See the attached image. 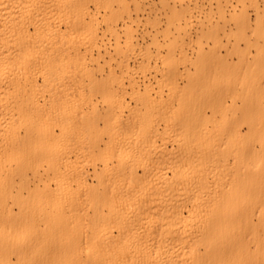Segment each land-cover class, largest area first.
I'll return each mask as SVG.
<instances>
[{
	"label": "bare ground",
	"instance_id": "obj_1",
	"mask_svg": "<svg viewBox=\"0 0 264 264\" xmlns=\"http://www.w3.org/2000/svg\"><path fill=\"white\" fill-rule=\"evenodd\" d=\"M152 14L147 0H0V264H264V95L229 85L261 68L260 13L234 24L238 70L202 82L187 65L229 67L219 23L193 61L200 14L163 28Z\"/></svg>",
	"mask_w": 264,
	"mask_h": 264
},
{
	"label": "rangeland",
	"instance_id": "obj_2",
	"mask_svg": "<svg viewBox=\"0 0 264 264\" xmlns=\"http://www.w3.org/2000/svg\"><path fill=\"white\" fill-rule=\"evenodd\" d=\"M129 1V0H128ZM244 3L242 4L241 0H197V3L195 4L194 1L190 2V0H180V3H174L172 0H165L163 4H160L158 0H147V5H153L155 6L156 10L159 12L158 15L152 14L150 16V19L153 20L155 18V22L158 24L157 27L163 28L164 23L166 21V18L171 16L172 14H175L177 12H182L185 8H189L195 12V14H200L201 20H203V23L205 24L203 28L201 27H193L190 30V40L187 39L186 42H188L190 45L187 47L186 52L189 57H191L194 61V59L197 56V53L200 51H203L204 53L208 52V48L211 46L212 40L211 38L208 37L207 32L209 31L208 28L209 25L207 26V19H209L212 23H219V28H222V30L219 31L217 40L221 43V46L215 50V54L221 58H223L224 62H226L229 67L227 66H216L212 65L210 62H208L204 68L201 67L199 69V73H197L196 70L200 68V66L196 64H190L187 65V71H189L192 79L196 81H201L204 76V73L207 72H216V73H227L228 71L234 72L237 71L238 68H236L234 65L236 64V56L233 51V47H236L238 44L235 40V38L232 36L236 30L234 28V24L236 21L240 20L241 14H243L244 17L249 21L250 24H254L255 19H256V14H257V9L260 13L259 20L263 23L264 25V0H255V5H251L249 2H246L245 0L243 1ZM130 7V13L132 16H134V12L132 11V4L129 3ZM92 8V5L90 6ZM204 16H209L206 19H203ZM219 16L221 18H219ZM141 19H144L147 17V15H144L143 17L140 16ZM126 23L125 18H118L116 20V28L117 32L119 33V36L121 37V42H123V34H122V29L124 28ZM206 26V27H205ZM99 27L101 28V31L104 29V26L102 23H100ZM140 30L143 31V36L138 37L137 36V43L138 46L141 47H148L150 51L152 52L153 49L149 47V38L153 36L154 31L152 28L148 25L143 26L140 28ZM226 33V34H223ZM229 34L228 36H226ZM149 36V38L147 37ZM143 38V39H142ZM136 43V42H135ZM134 43V44H135ZM240 48L244 49V45L240 43ZM246 53V58L248 59L249 63H251L253 51L250 48L244 49ZM110 54L112 53L111 48L109 49ZM161 55L165 57L164 51H162ZM129 67L134 69L135 71H138V67L134 60L132 58H129ZM261 68L256 72V75L254 77V82L251 85L244 86L243 87L238 84L230 82L229 85L231 91H235L237 93H240L243 91V88H246L245 90H249L252 93L256 94H262L264 95V51L262 53V60L260 62ZM166 66V64H165ZM198 67V68H197ZM179 70L182 71V67L178 66ZM243 73L246 74V72L249 70L248 66H244L243 68L240 69ZM139 72V71H138ZM194 75V77H193ZM154 84V83H153ZM152 86L146 84H140L139 86V91H138V96L141 101H149L154 97V85ZM232 85V86H231ZM236 106L237 108L241 105V99H235ZM205 98L201 97L200 98V103H202V106L204 107L205 103ZM230 101H228V106H230ZM106 104L101 103L99 106V109L101 107H104ZM235 108V107H234ZM233 109V107H232ZM156 124V123H155ZM241 132L245 133L246 132V126L241 127ZM161 142H158L157 145L159 146ZM166 146L168 149H171L172 145L170 143H166ZM229 160V169L231 170V175L238 171V166L234 165L233 167V161L231 157H226ZM233 167V168H232ZM232 178V176H231ZM232 180V179H231ZM231 180L229 179V182L231 183ZM229 183V184H230ZM232 184V183H231Z\"/></svg>",
	"mask_w": 264,
	"mask_h": 264
}]
</instances>
